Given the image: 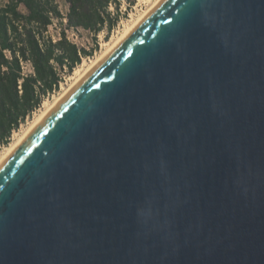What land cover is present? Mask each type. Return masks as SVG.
<instances>
[{
  "label": "water",
  "instance_id": "1",
  "mask_svg": "<svg viewBox=\"0 0 264 264\" xmlns=\"http://www.w3.org/2000/svg\"><path fill=\"white\" fill-rule=\"evenodd\" d=\"M0 264H264V0H161L0 163Z\"/></svg>",
  "mask_w": 264,
  "mask_h": 264
},
{
  "label": "trees",
  "instance_id": "2",
  "mask_svg": "<svg viewBox=\"0 0 264 264\" xmlns=\"http://www.w3.org/2000/svg\"><path fill=\"white\" fill-rule=\"evenodd\" d=\"M1 0L0 3V145L59 89L64 73L73 72L89 55L69 41L67 30L84 29L95 37L111 31L121 0ZM55 20H66L58 40L47 35ZM33 73L24 74L23 63Z\"/></svg>",
  "mask_w": 264,
  "mask_h": 264
},
{
  "label": "rangeland",
  "instance_id": "3",
  "mask_svg": "<svg viewBox=\"0 0 264 264\" xmlns=\"http://www.w3.org/2000/svg\"><path fill=\"white\" fill-rule=\"evenodd\" d=\"M155 1L156 0H121L118 12H116L115 8L111 6L110 11L115 14L114 17L116 18V23L111 31L108 32L107 30H105L96 37L84 29H79L76 31L67 30L65 21L61 22L55 20L54 24L49 28L47 35L56 41L60 37L61 30L66 29L69 41L76 44L79 48L85 49L87 52H89V55L82 58V62L74 68L73 72L63 74L64 79L61 82L59 89L46 97L41 107L34 112V114L27 120L26 123L21 125L19 130L13 133L9 144L0 145V156L2 155V153H4L6 147L10 146L12 142H15L18 135L22 134L25 129H27V127L37 118L40 110L43 108L44 102L46 100L54 101L64 92L66 88L69 87L73 80L72 76H74L75 70L84 63L83 61H87L88 64H90L91 61L95 60L107 48V46H105L104 44L114 42L118 38V36H120L124 32L126 27L131 25L132 22H135L137 18H139L141 14L146 12L147 9L151 7L153 2ZM59 3L65 14L67 12L66 4L61 0H59Z\"/></svg>",
  "mask_w": 264,
  "mask_h": 264
},
{
  "label": "bare ground",
  "instance_id": "4",
  "mask_svg": "<svg viewBox=\"0 0 264 264\" xmlns=\"http://www.w3.org/2000/svg\"><path fill=\"white\" fill-rule=\"evenodd\" d=\"M161 0H156L153 2L151 7L147 9L146 12L141 14L139 18L135 22H132L131 25L127 26L124 32L118 36V38L112 42V43H106L104 44L107 46L105 51H103L95 60L91 61L90 64H88L87 61H83L84 63L78 67L75 72L74 76H72V82L69 85L68 88L64 90V92L57 97L54 101H45L43 108L40 110L39 115L37 118L25 129V131L22 134H19L16 141L12 142V144L8 147H6V150L2 155L0 156V163L6 159L12 151L20 145L23 140L29 135V133L36 127V125L55 107V105L69 92V90L87 73L89 72L114 46H116ZM17 133V132H16ZM17 136V135H16Z\"/></svg>",
  "mask_w": 264,
  "mask_h": 264
},
{
  "label": "built area",
  "instance_id": "5",
  "mask_svg": "<svg viewBox=\"0 0 264 264\" xmlns=\"http://www.w3.org/2000/svg\"><path fill=\"white\" fill-rule=\"evenodd\" d=\"M64 21L66 23V20H64ZM23 71H24V74H31V73H33L32 65L29 62L23 63Z\"/></svg>",
  "mask_w": 264,
  "mask_h": 264
}]
</instances>
